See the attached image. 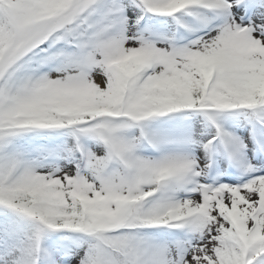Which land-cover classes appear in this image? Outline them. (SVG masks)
Wrapping results in <instances>:
<instances>
[{"label":"snow or ice","instance_id":"1","mask_svg":"<svg viewBox=\"0 0 264 264\" xmlns=\"http://www.w3.org/2000/svg\"><path fill=\"white\" fill-rule=\"evenodd\" d=\"M0 264H264V0H0Z\"/></svg>","mask_w":264,"mask_h":264}]
</instances>
